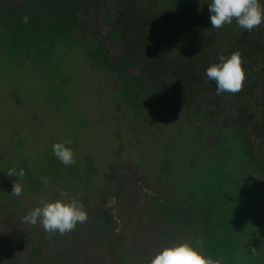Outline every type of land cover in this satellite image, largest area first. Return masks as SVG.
<instances>
[{
	"label": "rangeland",
	"instance_id": "rangeland-1",
	"mask_svg": "<svg viewBox=\"0 0 264 264\" xmlns=\"http://www.w3.org/2000/svg\"><path fill=\"white\" fill-rule=\"evenodd\" d=\"M116 7V0H0V175L12 168L23 187L16 196L0 180V264H9L8 256L10 264H149L164 247L182 242L220 264H264V171L244 156L229 97L208 93L191 102L182 89L155 90L163 94H155L161 105L208 109L195 113L202 120L195 125L209 155L199 138L179 142L180 148L165 140L168 154L153 156L139 141L122 140L137 124L116 102L133 93L115 86H135L137 111L150 99L151 84L145 64L131 62L116 35ZM69 96L75 104L69 106L85 116L41 113L45 99L64 105ZM143 113L141 125L154 127ZM53 139L74 144L75 164L51 156L53 146L45 142ZM19 166L32 168V178L20 177ZM85 185L95 192L90 202L73 195ZM62 192L83 204L85 223L50 234L23 221L27 208L54 202ZM22 246L29 257L12 260V250L18 255Z\"/></svg>",
	"mask_w": 264,
	"mask_h": 264
},
{
	"label": "trees",
	"instance_id": "trees-1",
	"mask_svg": "<svg viewBox=\"0 0 264 264\" xmlns=\"http://www.w3.org/2000/svg\"><path fill=\"white\" fill-rule=\"evenodd\" d=\"M119 2L121 9L117 10L116 17L119 31L132 52L139 54V48L143 50L142 58L157 75L153 77L162 80L164 84L184 85L190 94L203 90L215 93L216 82L207 78L206 69L219 63L221 55L228 58L235 51L241 53L246 72L243 88L236 94H223L230 95L233 99L244 156L257 160L260 171H264V22L251 32L240 28L235 19L220 29L212 28L208 9L210 0H118ZM260 3L264 5V0H260ZM167 72L169 76H162ZM69 105L75 106L70 101V96L64 105H58L61 109L56 116H67L71 111L74 116L79 113L86 115L83 108L74 112ZM53 106L59 109L56 104ZM50 109L52 105L47 103L45 118ZM179 118L181 123L178 125L174 118L162 121L154 132L143 136L138 144L145 145L143 150L151 156L155 150L167 155L171 147L165 140L180 148V143L199 138V148L203 149L205 155H209L204 149L202 138L198 136L196 125L190 121L191 117L179 112ZM170 121L174 124L173 128L168 126ZM216 125L215 121L214 126L217 127ZM165 126L169 127L167 131ZM42 128L40 125L41 130ZM170 129H174L175 134L171 135ZM58 142L59 140L53 139L45 142V145L48 148ZM73 145L68 147L74 150Z\"/></svg>",
	"mask_w": 264,
	"mask_h": 264
},
{
	"label": "clouds",
	"instance_id": "clouds-1",
	"mask_svg": "<svg viewBox=\"0 0 264 264\" xmlns=\"http://www.w3.org/2000/svg\"><path fill=\"white\" fill-rule=\"evenodd\" d=\"M211 27L220 29L226 24H231L235 19L240 28L251 32L264 22V5L260 0H210L208 3ZM28 16L23 17L25 23ZM220 62L212 64L206 69V76L209 80L215 81L217 94H236L242 90L246 79V72L243 67V58L239 51L233 52L230 57L224 55L219 57ZM71 141L58 142L53 145V153L65 166L76 163L74 150L67 145ZM15 170H9L7 175L13 176ZM18 175H25L24 169H20ZM46 185L47 177L41 178ZM23 187L19 183H13L11 193L20 196ZM64 199H57L54 202L41 201L40 205L30 210L23 217V221L33 226L38 223L48 233L64 234L75 229L78 223L87 221L88 215L83 204L77 199H67V193L62 192ZM150 264H220L213 261L210 256H205L197 247L188 242L178 243L164 247L150 261Z\"/></svg>",
	"mask_w": 264,
	"mask_h": 264
},
{
	"label": "flooded vegetation",
	"instance_id": "flooded-vegetation-1",
	"mask_svg": "<svg viewBox=\"0 0 264 264\" xmlns=\"http://www.w3.org/2000/svg\"><path fill=\"white\" fill-rule=\"evenodd\" d=\"M116 3H117V7L115 8V10H114V16H113V19H112V23H113V27L115 28V32H116V35L117 36H119L120 37V40L122 41V44L124 45V47H125V50H126V55L127 56H129V58H130V61L131 62H137V63H140V64H145V66H146V72H145V79H146V82H148V83H150L151 85H149L151 88H149L150 89V93H151V96H150V99H148V100H144V105L143 106H141V108H143L144 109V111H143V109L141 110V108L139 109V110H137L136 111V108H137V104H138V101H137V98H136V95H135V93H138L137 92V90H136V88H135V86L134 85H132V84H127V85H121V86H123V87H118V86H115L116 88H114V90L115 91H121V90H131L132 91V93H133V99L131 100V99H129V100H127V101H120V102H116V103H119V104H123V108L124 109H129L128 111H126V112H124V116H126V120H131V121H133V123H135V124H137V127H133L132 129H130V132H131V134L130 135H128V133H123V135L125 136V137H123L122 138V140L124 141V143H125V145L127 144V143H129V144H134L135 143V141H140V139L143 137V136H145L146 134H150V133H152V132H154V130H156L157 128H158V126H159V123H161L162 121H166V120H168V119H172V118H174L173 120H176L177 122L178 121H181V118H179V112H182V114L184 115H186L187 117L189 116V117H191V119L193 120H190L193 124H195V123H198V121H202V120H200V119H198V118H196V116H195V113L197 112H201L202 110H207L208 111V109L206 108V107H204V108H197V110H196V107L195 106H193L192 108H190V109H188V108H186V107H184L183 106V104H177V106H175V105H170V104H164V105H161L160 104V102H159V100H157V98L155 97V94H157V95H163V94H158L157 92H155V90H157V89H164V90H168V88L169 87H174V88H179V89H182V93H185L186 95H187V100L189 99L191 102H197L198 101V99L200 98L199 96H201V95H207L208 93H214V92H207L206 90H203V91H201V92H199V93H195L196 91H194V94H190L189 92H187V90H186V88H185V86L184 85H180V86H177V85H167V84H164V83H162L161 81L162 80H160V79H157V78H155V77H153V76H157L151 69H150V67H149V64H148V62L144 59V58H142V54H143V50H140V48H139V50L137 51V52H139L140 51V53L138 54H136V53H134V52H132L129 48H130V46L127 44V41H126V39H125V37H124V35L119 31V27H118V25H117V10L120 8L121 9V4H120V2L118 3V0H116ZM96 54H93V57L95 56ZM98 56H100L101 54L98 52V54H97ZM162 76H169L168 75V72L166 73V74H162ZM60 77V76H59ZM41 78H45L44 76H41ZM125 79H124V83H125ZM44 83H45V81H44ZM44 83H43V85H44ZM123 83V84H124ZM151 89H153V90H151ZM15 92H16V90H14ZM13 94H16V93H14V92H12ZM216 94H217V92H215ZM221 95H224V96H226V97H229L230 99H231V103H232V106L234 107V109H235V105H234V103H233V99H232V97L230 96V95H226V94H223V93H220ZM166 95H168V94H166ZM16 98H17V100H18V103H19V99H20V95H17L16 96ZM119 99V98H118ZM122 100V99H121ZM186 100V101H187ZM47 103L48 102H46V99L43 101V103H42V106L40 107V111H41V113L44 115V113H45V111H46V105H47ZM59 103V102H58ZM56 103V102H54V101H52L51 102V105H52V109H50L49 111H53L55 114H57V112H59L60 111V109H61V107H59L58 105L59 104H61V103ZM186 103V102H185ZM54 104H56V106H58L59 107V109L57 110L56 109V107H54L53 105ZM145 104H148V106L150 107V110L149 111H146V106H145ZM193 104V103H192ZM116 105V104H115ZM50 107V106H49ZM121 107V106H120ZM132 108V109H131ZM152 108V109H151ZM121 109V108H120ZM119 109V110H120ZM161 110H165V116H163V117H159V114H160V112H161ZM48 111V112H49ZM134 112H135V115H136V117H135V115H134ZM141 112H144L143 113V115H145V113L146 114H150V119H152V121H154L153 123H154V127H150V128H148L147 127V129L144 127V125L142 126L141 124H144L143 122L144 121H146V119L145 120H143L144 119V117H140L139 115H141L140 113ZM235 112H236V110H235ZM159 113V114H158ZM45 116V115H44ZM58 118V117H57ZM217 118V117H216ZM216 118H214L213 120L212 119H210L211 120V122H213V124H214V122L215 121H217L216 120ZM150 119H148V121H150ZM185 119V118H184ZM172 120V121H173ZM185 120H188V119H185ZM172 121H170V122H168L169 123V127H174V125H172ZM43 127H44V123H42L41 124ZM153 125V124H152ZM139 126H142L143 127V129H142V127H139ZM131 127V126H130ZM129 127V128H130ZM169 127H166L165 126V131H167V129L169 128ZM129 128H127L128 130H129ZM127 129H125V130H127ZM135 129V130H134ZM169 132L171 133V130H169ZM168 134V132L166 133V135ZM52 157H55V155L54 154H52L51 155ZM44 158V157H43ZM46 158V157H45ZM19 167H21V169H24L26 172L25 173H27L28 174V176H30L29 178L31 179L32 178V171H33V169L31 168H29V166H19ZM69 167H71V166H69ZM9 170H13L12 168H9ZM31 170V171H30ZM39 171H41L40 169H38ZM7 173H8V170H7ZM7 173H6V177L5 178H3L2 177V175H0V180L2 181V183L1 184H3L4 183V186L6 187V188H12V186H13V182H14V178H12V177H14V175H15V172H14V175L11 177V176H8L7 175ZM53 181V180H52ZM34 189V188H33ZM64 191H65V188L63 189ZM36 191V190H35ZM35 191L34 190H32L31 192L32 193H35ZM74 192H73V195L75 196V195H77V194H80V193H83V194H85V197H86V199H84V201L83 202H90V200H91V196H93L94 194H95V192L94 191H91L90 190V188L89 187H86V185H85V188H75V190H73ZM61 196V193H59L58 195H57V199L59 198ZM82 196H84V195H82ZM87 196H89V197H87ZM78 198V197H77ZM92 201H93V199H92ZM108 202H110V200H108L107 201V203ZM27 204H30V203H27ZM34 207L32 206V207H30V208H27V209H29V210H31V209H33ZM23 209L24 210H26L25 209V207L23 206ZM27 211V210H26ZM3 241V240H2ZM6 241V243H8L9 244V242H7V240H5ZM16 253H18L17 251H16ZM149 264H150V261H149Z\"/></svg>",
	"mask_w": 264,
	"mask_h": 264
},
{
	"label": "crops",
	"instance_id": "crops-1",
	"mask_svg": "<svg viewBox=\"0 0 264 264\" xmlns=\"http://www.w3.org/2000/svg\"><path fill=\"white\" fill-rule=\"evenodd\" d=\"M16 239H18V238H16ZM22 242L24 243L25 242V240L22 238ZM23 247V249L21 248V253L19 252V250L17 249V248H15V250L20 254H18V255H14V250H12V256H11V258H12V260L14 259V258H16V262L18 261V258H21V259H24L25 257H29V256H25V255H23L24 253H22L23 251H27V248L26 247H24V246H22ZM7 259L9 260V264H10V258H9V256L7 257ZM11 262H13V261H11ZM13 264V263H12Z\"/></svg>",
	"mask_w": 264,
	"mask_h": 264
}]
</instances>
